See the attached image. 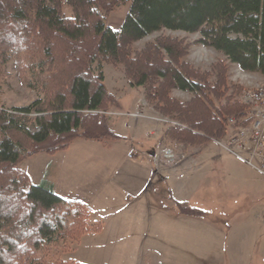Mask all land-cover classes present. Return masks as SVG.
<instances>
[{"label":"trees","instance_id":"trees-1","mask_svg":"<svg viewBox=\"0 0 264 264\" xmlns=\"http://www.w3.org/2000/svg\"><path fill=\"white\" fill-rule=\"evenodd\" d=\"M127 2L121 29L106 26L105 16ZM162 29L199 32V43L264 76V0H0V77L14 60L44 87L27 105H0V264H46L53 250L102 230V222L90 223L86 203L59 196L53 183L32 184L19 165L78 139H121L107 115L121 103L105 84L104 63L122 64L130 84L143 87L147 102L176 122L166 139L195 146L226 136L230 122L234 128L251 122L226 61L213 65L212 81V72L185 60L190 46L181 38L162 35L133 50ZM173 90L191 97L181 101ZM177 206L185 215L203 214Z\"/></svg>","mask_w":264,"mask_h":264},{"label":"rangeland","instance_id":"rangeland-1","mask_svg":"<svg viewBox=\"0 0 264 264\" xmlns=\"http://www.w3.org/2000/svg\"><path fill=\"white\" fill-rule=\"evenodd\" d=\"M130 7L131 3L127 2L115 8L105 16V25L114 30H120ZM64 11L66 15L72 14L71 8L66 4H64ZM162 35L178 37L189 44L190 47L185 60L201 70L212 72V81L215 75L212 67L218 61L228 63V81L231 84L240 85L242 89L252 88L264 78L260 73L242 70L238 65L229 63L221 52L199 43L201 38L199 32L191 33L182 30L162 29L136 41L132 48L134 51L140 50L147 43L153 42ZM94 66L97 68V64ZM102 68L105 75V84L112 93L118 97L131 94L135 98H141V93L144 91L143 87L130 84L122 64L104 63ZM43 90L41 79L29 71L24 73L23 69H16L14 60H11L7 65L6 74L0 77V105L7 109L27 105L42 97L44 95ZM171 95L181 101H187L191 97V94L180 90H173ZM149 105L151 106L149 108L151 115L155 117L157 125L164 132L168 126L176 124L169 117L158 113L153 105L146 100V106L150 107ZM114 109L116 108L112 107L107 115L110 118L112 128L118 134H121L123 139L112 143L110 153L116 157L117 161H120L121 158H124L123 161H128V154L131 151L135 152V149L138 151V154L135 153L137 157L130 159L131 164H127L125 170H123L125 174L126 172H133V167H129L133 165V162L141 161L139 159V156L141 157V147L146 146L149 138L146 136V125L144 124L143 129L137 128L134 119L128 115L121 117L124 126H118L116 123L118 117L112 114ZM125 110L127 111V108ZM129 115L133 116L132 113ZM133 117H138V115ZM240 128H234L230 122L226 136L209 140L214 147L224 151V163H222V171L218 173V176L213 175V178L204 181L208 198L199 203L197 198L199 193L196 192V200L194 197L190 201L191 205L207 212V217L202 225L203 230L201 227L193 229L194 240L190 239V242L193 243L189 244L188 247L174 248L169 246L159 248V243H155L157 247L154 245V248L146 247L144 251L150 253V255L144 256V264H153L156 259L161 260L162 264H188V259L192 257L195 264H264V175L232 153L225 151L218 143L219 141L224 143L233 138ZM152 141H157V139H152ZM92 143L97 144L98 142L92 141ZM181 144L165 138L163 150L172 149L176 155L182 156L184 153L180 151L176 153V146ZM163 150L160 155L165 165L170 166L175 160L164 157ZM150 154L146 153L145 156ZM43 155L48 154L44 153ZM155 155L154 153L153 156ZM44 159V156L39 153L26 158L20 163L19 167L24 171L35 172L33 177L36 181V175L41 174L40 169L43 170L44 168ZM176 160L181 159L178 157ZM212 174L214 173L212 172ZM196 178H194V181L191 179V181L196 183ZM154 186L161 191V195L155 198L156 204L153 200V206H156L157 209L166 208L165 206L169 201L167 184L161 183ZM172 212L170 209L166 211V219L172 216ZM95 218L93 214L90 215L91 224L96 221ZM90 232L84 233L79 239L71 241L65 248L53 250L47 256L46 264H130V257L127 254L131 251L130 249L97 247L93 244ZM151 255H155L156 258L153 259ZM220 256L226 262L223 259L221 263L218 260L215 261ZM203 257H208L209 261H203Z\"/></svg>","mask_w":264,"mask_h":264},{"label":"crops","instance_id":"crops-1","mask_svg":"<svg viewBox=\"0 0 264 264\" xmlns=\"http://www.w3.org/2000/svg\"><path fill=\"white\" fill-rule=\"evenodd\" d=\"M119 99L121 106L112 110V114L118 117L117 125L124 126L121 117L128 115L134 119L137 128L143 129L146 125V136L149 138L146 146L141 147V161L133 162V165L129 166L133 167V172L124 174L123 170L127 164H131L130 159L137 157L135 153L138 154V151L135 148V152L128 154V161H123L124 158L117 161L110 153L112 143L123 139L121 134V139L108 143L96 144L92 143V140L78 139L67 150L46 156L41 153L45 158L44 168L40 169L41 174L36 175V181L33 177L35 172H25L28 173L32 184L53 183L54 191L59 196L80 200L91 208V215L103 225L100 232H90L94 245L104 248H128L131 250L127 253L130 264H144V256L150 255L145 253L144 249L154 248L155 243H159V248L188 247L193 243L190 242V239L194 240L193 229L203 228L207 212L191 205L190 201L194 199L196 192L199 193V203L208 198L204 181L213 178V175L218 176L222 171L224 151L214 147L210 141L195 146L180 143L181 145L176 146V153H184L182 159L176 160L170 166L165 165L160 155L165 147L164 131L151 115V106H146L144 91L141 98L129 94L119 96ZM131 113L138 117L129 115ZM156 120L158 121V118ZM146 153H151V156H145ZM130 154L133 156L129 157ZM194 178L197 184L191 181H194ZM161 183L167 184L169 201L166 208L157 209L153 206V200L156 204L155 198L161 195V191L154 185ZM177 203L194 207L203 214H182ZM168 209L173 211V214L166 219ZM152 258H156L155 255ZM202 259L209 261L208 257ZM222 259L220 256L215 261L221 263ZM187 262L195 264L193 257ZM153 264L162 262L156 259Z\"/></svg>","mask_w":264,"mask_h":264},{"label":"built area","instance_id":"built-area-1","mask_svg":"<svg viewBox=\"0 0 264 264\" xmlns=\"http://www.w3.org/2000/svg\"><path fill=\"white\" fill-rule=\"evenodd\" d=\"M239 99L248 107L247 112L251 122L241 127L227 142L218 143L225 151L232 153L264 175V78L254 87L243 89ZM163 152L164 157L170 160L176 161L178 157L182 159V156L176 155L172 149H164Z\"/></svg>","mask_w":264,"mask_h":264}]
</instances>
